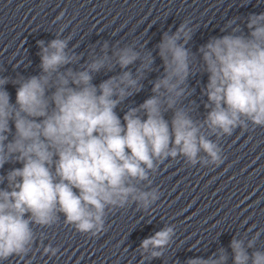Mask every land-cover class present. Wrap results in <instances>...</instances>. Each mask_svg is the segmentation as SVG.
Listing matches in <instances>:
<instances>
[{"label": "clouds", "instance_id": "1", "mask_svg": "<svg viewBox=\"0 0 264 264\" xmlns=\"http://www.w3.org/2000/svg\"><path fill=\"white\" fill-rule=\"evenodd\" d=\"M246 28L245 34L236 19L229 20L221 29L227 34L211 37L198 53L187 47L194 33L189 21L164 32L155 46L163 73L150 81L152 95L127 106L122 117L117 109L157 70L144 44L105 41L80 63L82 55L69 48L71 37L61 38V28L47 44L37 42L39 74L0 76V170L21 165L0 172V264L32 250L34 226L52 227L63 217L65 225L96 237L106 231L105 218L113 209L135 204L147 212L160 192L140 185L150 186L165 160L183 157L191 166H219L220 138L249 124L264 127V13L250 14ZM117 67L119 73L93 83L97 74ZM196 73L208 75L202 120H194L192 109L183 105L191 95L189 77ZM9 83L16 86L14 103L5 87ZM174 235V226L166 225L143 239L141 256L161 258ZM259 236L232 238V264H264V251L256 248ZM58 251L43 247L46 255ZM228 260L221 247L187 264Z\"/></svg>", "mask_w": 264, "mask_h": 264}]
</instances>
